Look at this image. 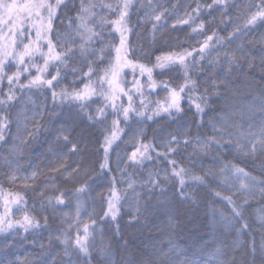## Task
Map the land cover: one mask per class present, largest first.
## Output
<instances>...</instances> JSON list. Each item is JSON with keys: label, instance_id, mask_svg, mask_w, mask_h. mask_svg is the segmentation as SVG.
<instances>
[{"label": "snow or ice", "instance_id": "snow-or-ice-1", "mask_svg": "<svg viewBox=\"0 0 264 264\" xmlns=\"http://www.w3.org/2000/svg\"><path fill=\"white\" fill-rule=\"evenodd\" d=\"M177 6L172 4L165 7L154 3V0H78V3L76 0H0V145L9 146L4 164L8 168V181L17 189L6 191L0 185V236L4 237L0 240V252L3 253L0 264H31L28 260L9 259V252L6 251L13 247L8 239L12 231H28L41 226L40 221L30 214L28 200L23 195L28 191L34 197L39 196L42 210L46 207L45 200L47 206L55 211L57 207L70 206L75 199L74 212L64 214L66 227L58 229L54 237L67 258L61 260L60 264H73L72 253L82 258L83 264H92L98 221L101 218L105 223L116 221L120 213L122 194L116 187L119 182L115 175L110 174L114 171L126 174L130 166L142 165L144 161L154 158H162L171 167L162 169V177L160 171L148 172L147 180L153 188H161L163 192V184L170 180L178 181L179 195L186 200L189 196L185 188L189 183L195 184L230 206L229 224L232 221L238 224V236L249 229L243 209L249 198L257 194L264 197V179L258 180L245 168L227 160L226 155L235 153L253 159L259 157L264 161V88L257 94H250L251 100L238 104L240 93L233 87L230 77L234 69L243 67L244 63L250 68L254 67L257 58L264 72V32L258 37L251 36L246 42L242 39L257 27H264V0H240L238 3L235 0H211L208 4L195 0V7H184L183 16L172 11ZM133 9L137 14L136 26L150 33L153 45L157 43V34L168 26L170 16L174 17L171 24L173 30L188 26L191 33L203 36V39L189 43L188 47H183L179 42L169 45L168 51L159 50L161 54L155 55L154 62L150 54H146L149 57L147 62H141L129 42V35L134 31L129 27ZM201 9L209 10V15L219 10L221 23L227 18L231 31L226 37L219 36L209 27L211 20L200 19L196 22ZM70 11L75 15H68ZM141 11L143 16L140 15ZM111 16L116 18L111 19ZM115 34H118V43ZM238 39L241 40L239 44L225 48L222 54L217 50V46L223 48L221 41L232 44ZM245 43L250 47H246ZM257 45L260 49L258 57L251 50ZM203 61H207L209 67L203 83L198 84L189 69ZM33 69L35 74H32ZM167 71L178 73L179 81L174 82L172 77L157 78V73L163 76ZM200 71L205 72L203 66ZM69 74L72 79L57 92V87ZM22 76H26L24 83L21 82ZM199 87L203 91L193 96ZM33 88L38 91L44 89L46 94L43 109L34 110L29 121L25 115L26 109L15 113L11 109L18 100L17 91L23 93L25 89ZM161 91L164 93L162 97L159 96ZM47 93H50L51 111L55 112L57 107L65 104L77 109V115L86 118L94 127L100 126L99 136L94 143H82L72 139L66 127L61 125L56 129L55 139L63 142L67 153L50 162L48 169L49 173H55L60 178L59 183L56 177H51L52 183L38 191L33 185L45 173L34 170L30 176L23 178L25 182L22 188H17L18 166L17 169L12 168L17 163L14 157L21 153L20 144H30L43 128L44 115L49 111ZM152 95L157 96L155 101L150 99ZM186 97L195 109L194 116L199 117L195 121L197 129L207 124L211 134L201 135L197 131L193 135L191 127L185 126L183 130L169 132L159 140L155 136L149 139L145 122H155L158 118L176 119L184 114L182 101ZM213 99L218 103L213 104ZM28 100L32 102L30 97ZM93 103L97 107L91 111ZM210 111L213 113L211 116ZM245 113L249 114L247 122L244 121ZM257 115L259 120L255 119ZM205 116H208L207 121ZM22 122L24 128L21 132L19 126ZM14 124L17 131L10 140L9 133ZM126 136L129 137L126 143L131 146V151L125 149V157L122 158L117 149ZM16 140H19V144ZM113 153L116 154L115 168L112 166ZM185 153L186 162L183 159ZM69 154L78 156L79 160L69 165L64 158ZM178 156L181 159H177ZM261 166L264 167V163ZM197 169L202 174H198ZM105 178H108V197L105 199L103 193H96L101 202L100 212L97 213L95 209L89 212L83 206L82 198L87 196L92 199L93 185ZM128 187L134 190V182L129 181ZM46 188L52 190L51 195L46 193ZM218 189H227L233 194H225ZM237 192L242 194L239 203L233 199ZM192 199H195V194ZM139 210L137 207L136 211ZM14 211L23 214L14 219ZM82 215L87 216V220L82 219ZM42 219L46 227L47 215ZM258 219L264 228V216ZM119 232L117 225L115 234ZM100 234L103 238L102 230ZM52 241L50 235L49 243ZM240 243L242 241H237V246ZM250 250L255 255L257 248L254 239L250 241ZM259 250L264 255V237ZM216 252L220 258L219 264H235L234 257L230 261L223 249L217 248ZM100 253L105 258V264H115L110 247L102 245ZM47 264H57L56 258L53 257ZM121 264L153 262L122 257Z\"/></svg>", "mask_w": 264, "mask_h": 264}, {"label": "trees", "instance_id": "trees-1", "mask_svg": "<svg viewBox=\"0 0 264 264\" xmlns=\"http://www.w3.org/2000/svg\"><path fill=\"white\" fill-rule=\"evenodd\" d=\"M78 3V0H76ZM201 4L211 3V0H199ZM232 2V0H230ZM240 2V0H235ZM154 3L170 7L172 4H177V8L172 10L174 13H178L183 16L184 7L190 5L195 7V0H154ZM71 7V4L69 5ZM171 10V9H170ZM234 10H230L233 12ZM68 15L74 16L75 12H69ZM143 16V11L140 12ZM215 17V19H213ZM111 19H115V16H111ZM200 19L205 21H212L209 26L212 30L217 31L221 37H226L227 33L231 31V25L228 23L227 18L225 22L221 23V13L219 10L211 12L209 10L201 9V15L197 18V23ZM131 24L129 27L134 29L133 33L129 35V42L132 45V49L135 51L136 56L140 58L141 62L148 61V55H151V59L154 62L155 55L161 54L159 50L168 51L169 45H176L178 42L183 47H188L189 43H194L195 40L203 39V36H197L191 33L188 26H182L173 30L171 24L174 23V17L170 16L168 26L165 27L160 33L157 34V43L153 45L150 39V33L145 32L144 29L137 27V14L133 9L130 17ZM68 21H65L67 24ZM146 27L150 28V25ZM261 32H264V27H257L254 32L247 34L242 39L246 42L251 36H259ZM140 33V35H136ZM107 36V33H105ZM117 43H118V34ZM241 42L240 39L234 41L232 44H228L226 41H221L223 48L217 46V50L223 52L225 48H232L236 44ZM246 47H250L245 43ZM175 50V49H173ZM252 53L255 56H259V46L252 47ZM114 54V53H113ZM215 52L212 53L215 56ZM243 63V62H242ZM203 66L205 72H201L200 69ZM209 65L207 61L196 64L194 67H190V72L193 79L198 81V84H202L203 80L207 76V69ZM125 71H129L128 69ZM32 74H35V70H32ZM158 79H168L172 77L174 82H178L180 76L173 71H167L163 76L156 74ZM72 79L69 74L64 80L61 81L56 91L59 92L60 88L67 86L66 82ZM131 79V76L128 77ZM232 85L238 89L239 96L237 102L251 100L250 94H257L261 88H264V72L261 70L260 61L257 58L254 67H249L246 63L243 67L235 68L231 77ZM21 82H26V76L21 77ZM203 88L199 87L197 92L193 93V96L198 95V92H202ZM46 90H37L35 88L28 90L25 89L23 93L17 91L18 100L15 106L11 109L13 113L17 110H25V115L30 121L34 110L43 109V101ZM49 96L48 109L49 111L44 115L42 121L43 128L37 134L36 138L28 145L20 144L21 153L14 157L17 163L12 165L13 169H17L16 186L22 188L24 177L30 176L32 171H41L45 175L39 176L33 187H36L39 191L44 188L45 185L52 183L51 177H56L55 173H49L50 162H55L58 156L67 153V148L63 142H57L56 129L61 125L66 127L67 133L72 139L79 140L82 143L91 141L94 143L95 138L99 136V125L95 127L87 121L83 116L77 115V109H74L67 104L57 107L55 112L51 111V99ZM164 95L163 91L159 93V96ZM31 98L32 102H29L28 98ZM152 101L157 99L156 95L150 97ZM213 104H217L218 101L213 99ZM97 104H91V111H94ZM182 107L184 114L179 115L176 119H160L155 122L146 121L144 124L146 134L151 139L153 136L159 140L165 137L167 133L178 130H183L185 126L191 127L193 135L197 131L201 135L211 134V128L205 124L204 127L197 129L195 121L199 120V117L194 116L195 109L190 106V102L187 97L182 101ZM213 115L210 111L209 116ZM15 119V116H13ZM111 119V117L109 118ZM207 121L208 116L204 117ZM249 114L245 113L244 121L247 122ZM259 120V116L255 117ZM20 130L22 132L24 123L20 124ZM30 127V124H29ZM245 130L247 126L245 123ZM17 131V127L14 124L11 132L9 133L10 140L14 137ZM129 137H124V142H119V148L117 151L119 155L124 158L127 149L131 151V146L126 143ZM19 144V140H16ZM9 146L0 145V185L6 191H15L16 188L10 184L7 179L8 168L4 164V157L8 154ZM164 151V149H159ZM102 155V153L100 154ZM155 157V153H153ZM66 162L72 165L74 161L79 160L78 156L65 155ZM181 159V157H177ZM183 159L187 160V154L185 153ZM227 160H231L238 166L245 168L246 171L256 176L257 179H264V167H262V161L259 157L253 159L251 157L237 156L235 153L232 155H226ZM113 168H115L116 154H112ZM208 163V160H205ZM171 165H167L166 161L162 158L160 160L153 159L151 161H144L142 165L130 166L126 174L120 172H113L110 175H115L118 182L116 187L121 191L120 201V213L116 221H108L105 223L103 218L98 221L99 227L95 233V247L92 249V264H105V258L100 253L101 246L111 248L112 259L115 264H121V258H132L136 261L148 259L153 264H219V257L217 255V248L223 249L227 254V258L231 261L234 257L235 264H264V255H261L259 246L264 237V228L259 223V217L264 216V197L259 194L254 198H249L248 204L244 207V218L250 225L249 229L245 231L242 236H238L236 229L238 224L231 220L230 206L225 201L215 198L208 194V192L195 184L189 183L185 188V193L189 196L188 199L180 197L178 181L170 180L169 183L163 184V192L161 188H153L148 183L147 176L149 171H160L161 177L163 176L162 169ZM198 174L199 169L196 170ZM59 177H56L57 183H59ZM129 181L134 182V190L128 187ZM32 183L31 181H28ZM94 191L91 193L92 199L87 196L82 198V204L89 212H100L101 202L99 196L96 193H103L105 199L108 197V178L102 181H98L93 185ZM225 192V194H233L228 192L227 189H218ZM48 195L52 194L50 188L45 189ZM234 191V190H233ZM195 194V199H192V195ZM25 199L28 200L30 214L35 216L40 221L39 228H30L28 231L18 229L12 231L8 236L13 247L6 251L9 252V259L19 258L20 261L28 260L31 264H47L53 257L56 258L57 264H60L61 260H66L64 257L62 246L56 243L54 237L58 234V229L66 227L63 222L65 220V213L72 214L75 209L76 201L73 199L72 204L68 207H57L53 211L52 207L47 206V200L44 201L45 209L40 208L39 196H33L31 191L24 192ZM241 193H235L233 199L239 203ZM35 204V207H33ZM22 207V206H21ZM106 208V204L104 205ZM139 207V212L136 208ZM2 211V208H0ZM131 213V215H130ZM22 212L14 211L13 218L18 219L22 216ZM47 215L48 224L45 227L42 217ZM134 217V218H133ZM82 219L87 220V216L82 215ZM117 225L119 226V234H115ZM191 225V226H190ZM196 225L197 231L193 232L192 229ZM193 226V227H192ZM101 230L103 232V238H101ZM50 235L53 237V241L49 243ZM4 237L0 236V240ZM254 239L256 243L257 251L255 255L251 253L250 241ZM237 241L242 243L237 246ZM127 242V243H125ZM43 245V248L41 247ZM0 258H3V253L0 252ZM73 264H83L82 258L78 257L76 253H72Z\"/></svg>", "mask_w": 264, "mask_h": 264}, {"label": "rangeland", "instance_id": "rangeland-1", "mask_svg": "<svg viewBox=\"0 0 264 264\" xmlns=\"http://www.w3.org/2000/svg\"><path fill=\"white\" fill-rule=\"evenodd\" d=\"M125 70H127V69H125ZM190 226H191V225H190ZM192 227H193V226H192ZM192 231H193V232H196V231H197L196 225L193 227Z\"/></svg>", "mask_w": 264, "mask_h": 264}]
</instances>
